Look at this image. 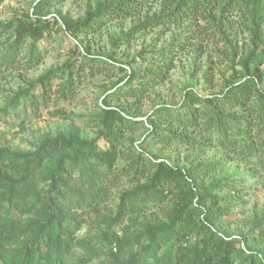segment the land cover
Returning a JSON list of instances; mask_svg holds the SVG:
<instances>
[{
    "label": "trees",
    "instance_id": "obj_1",
    "mask_svg": "<svg viewBox=\"0 0 264 264\" xmlns=\"http://www.w3.org/2000/svg\"><path fill=\"white\" fill-rule=\"evenodd\" d=\"M63 1L39 0L11 30L0 26V69L11 68L20 58L24 69L40 63L38 43L59 23L78 39L110 21L141 14L152 0H112L78 20L63 15L51 21L41 15ZM210 7L220 10L212 15L219 28L227 11L239 9L260 44L241 61L244 81L206 97L187 91L179 105L158 106L142 120L131 112L135 101L122 98L141 102L164 82L175 56L187 48V38L161 48L156 54L164 62L142 71L113 55L84 53L90 72L117 67L124 74L123 85L117 83L103 100L97 136H48L30 153L0 149V256L5 264H90L101 257L111 259L107 264H264V232L256 238L225 232L221 219L227 209L219 206L225 196L214 191V183L199 181L219 169L218 161L179 167L147 151L155 145L219 146L232 159L245 161L255 176H264V0H164L161 12L140 21L120 40L128 43L136 32L199 16ZM70 68L51 71L19 92L0 110V118L28 109L39 112L53 93V78ZM72 72L62 84V96L74 92L81 80L80 73L74 79ZM20 124L24 129L23 120ZM141 128L147 131L139 144L124 148L126 133ZM100 140L107 145L100 146ZM123 177L131 187L122 191L114 215L107 216L104 203ZM169 199L174 204L166 219L141 221L143 213ZM88 225L100 227L94 235L80 236ZM263 225L261 217L254 228Z\"/></svg>",
    "mask_w": 264,
    "mask_h": 264
},
{
    "label": "rangeland",
    "instance_id": "obj_2",
    "mask_svg": "<svg viewBox=\"0 0 264 264\" xmlns=\"http://www.w3.org/2000/svg\"><path fill=\"white\" fill-rule=\"evenodd\" d=\"M111 1L65 0L42 11L41 15L51 21L63 15L78 20L88 11H94L98 6ZM37 2L39 0H2L0 26L8 25L11 30L18 21L27 19ZM163 5L164 0H152L141 14L110 21L100 31L83 34L78 39L66 34L59 23L38 43L43 55L40 63L31 69H24L20 58L11 68H1L0 110L42 76L51 71L61 73L60 69L67 65L71 67L70 70L62 72L64 76L53 78V93L47 103L39 107V112L28 109L25 113L19 112L17 117L5 116L4 119L8 122L0 118V149L30 153L48 136L68 137L75 133L87 138L97 136V122L103 100L117 83L123 85L124 74L117 67L90 72L85 64L84 53L102 57L113 55L124 66L142 71L164 62L156 54L161 48L177 38H187V48L175 56V67L164 82L146 92L141 102H136L138 100L133 98H122V102L135 101L131 112L139 115L137 119L142 120L158 106L179 105L187 91H194L199 96L206 97L222 93L228 86L244 81L245 71L241 61L260 44L251 33L250 23L239 9L234 8L226 12L222 28H219L212 18V15H217L220 10L210 7L199 16L136 32L128 43L120 40L122 35L137 26L140 21L152 17L155 12H161ZM76 42L79 44L78 50ZM70 71H73L74 79L81 76L82 81L77 79L78 84L74 92L62 96V84L67 80ZM33 94L40 95V88H36ZM116 104L115 101L110 102L112 106ZM2 116L0 114V117ZM22 120L25 123L24 129L20 124ZM146 131V128H141L136 132L126 133L124 148L130 149L133 143L139 144ZM99 145L104 147L107 144L100 140ZM147 151L179 167L218 161L219 169L199 181L202 185L213 186L214 183V191L225 196L219 203L223 210L227 209L221 219V227L229 234L249 235L252 238L259 237L262 231L264 232V225L254 228L255 221L264 217V176H255L245 161L232 159L231 154L219 146L201 150L182 144L155 145ZM128 182V178L123 177L112 188V196L103 206L104 214L114 215L122 191L131 187ZM137 182L133 181L131 184ZM173 204L174 200L169 199L143 213L140 219L143 222L166 219V213ZM99 227L84 226L79 235H94ZM101 227H104V224ZM110 261V258L101 257L90 264H107ZM0 264H5L2 256Z\"/></svg>",
    "mask_w": 264,
    "mask_h": 264
},
{
    "label": "built area",
    "instance_id": "obj_3",
    "mask_svg": "<svg viewBox=\"0 0 264 264\" xmlns=\"http://www.w3.org/2000/svg\"><path fill=\"white\" fill-rule=\"evenodd\" d=\"M66 264H75V263H73V262L70 261V262H67Z\"/></svg>",
    "mask_w": 264,
    "mask_h": 264
}]
</instances>
